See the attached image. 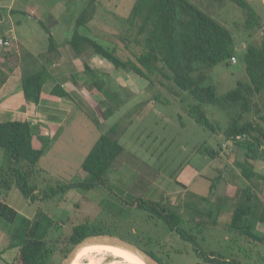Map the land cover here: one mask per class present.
<instances>
[{"label":"rangeland","instance_id":"374dc122","mask_svg":"<svg viewBox=\"0 0 264 264\" xmlns=\"http://www.w3.org/2000/svg\"><path fill=\"white\" fill-rule=\"evenodd\" d=\"M135 1L97 0L93 19L80 32L108 49L116 46L121 57L133 60V54L141 51L133 40L134 31L127 29V17ZM189 1L224 25L234 41V61L231 58L228 65H215L209 71L204 85H214L217 96L221 97L235 89L238 83L248 84L243 58L248 44L264 43V0H246L260 19V25L250 29L245 28V12L231 0ZM85 2L0 0V36L11 40L13 34L14 41L20 46L17 48L14 45L7 50L0 48V82L8 72L12 73L16 69L21 72V53L32 52L40 54L37 59L46 67L45 92L51 74L58 76L57 82L69 83L64 88L69 97L49 103L53 108L48 109L47 120L55 121L59 126L50 125L52 131L57 133L55 137L39 141L47 146L38 163L42 173L35 178L40 191L54 187L57 183L82 182L86 177L81 170L84 158L99 136L107 134L116 124L126 127L119 139L124 153L107 174V189L70 190L57 198L41 202H29L13 189L3 192L4 197L8 198L7 204L27 219L43 211L54 221L55 226L48 236V246L53 247L57 241L55 254L51 258L53 264L64 261L68 247L64 244L65 238L70 235L73 226L83 222L88 223L93 232L119 237L147 253L151 252L163 264H204L196 257L190 244L169 232L155 217L131 206L129 202L132 198H143L177 209L184 219L180 227L195 234L203 250L238 260L241 264H264L263 244L227 228L230 227L237 189L250 187L241 177L245 150L224 138V130L230 121L226 110L204 106L215 131L204 130L187 112V108L196 102L187 93L181 92L172 81L160 75L153 77V83L149 85L132 72L116 71L100 56L98 60L86 57V63L105 84L102 93L95 89L90 91L87 85L94 78L84 72L81 59L74 60L77 68L69 61V56L76 58L70 47H64L63 58L53 51L42 53V49L49 45L48 35L37 20L26 13L25 8L37 6L52 9L50 16L58 18L55 25L52 26L45 15L42 21L45 28H51L55 40L61 42L69 38L73 23L82 12ZM9 5L14 7L12 14L7 11ZM36 16L42 17V14L37 13ZM122 37L131 40L128 49L121 41ZM67 70L71 72L70 77L64 74ZM113 95L119 98H112ZM110 106L114 109L112 116L103 119L102 114ZM263 116L264 93L251 97L250 110L242 115L240 123H262ZM207 150L213 154H207ZM259 150L264 153V142L260 144ZM2 155L0 151V159L4 158ZM253 163L254 172L258 175L250 190L252 197H255L254 207L264 215V180H256L260 178L259 175H264V158ZM5 164L4 159L2 167ZM182 171L190 176L192 172L197 174L194 177L196 181L189 184L188 188L185 186V189L175 183L182 184L179 182ZM213 184L215 188L210 193ZM186 190L208 198V202L197 204V209H201L204 214L212 212V217L219 222L218 227H212L207 216L190 222L189 219L195 216L190 209L185 208V204L191 201L186 196L189 194ZM197 222L205 225L203 230H200ZM16 226L18 224L5 233L6 227L0 221V264H20L17 259L18 248H9V235H13L11 231ZM255 231H264V224H257ZM112 260L106 257L105 264Z\"/></svg>","mask_w":264,"mask_h":264},{"label":"trees","instance_id":"16d2710c","mask_svg":"<svg viewBox=\"0 0 264 264\" xmlns=\"http://www.w3.org/2000/svg\"><path fill=\"white\" fill-rule=\"evenodd\" d=\"M231 2L245 12L247 16L245 28L250 29L260 25V19L254 8L246 0H231ZM96 5L97 0H86L82 12L73 23L68 39V45L74 56L81 59L84 72L94 78L88 83L87 88L90 91L95 89L104 92L105 84L96 77L85 59L100 56L116 71L132 72L147 81L149 85L157 75L172 81L181 92L187 93L196 102L195 105L187 108V112L204 130L215 131L206 116L204 106L226 110L230 121L224 130V138L245 150L241 177L252 190V186L255 185L254 178L257 176L253 162L264 158V153L259 150L260 144L264 142V116L261 117L263 124L249 121L240 123V120L242 115L250 110L251 97L264 93V43L259 45L250 43L246 47L243 61L249 83H238L235 89L218 97L216 87L212 84L206 86L204 83L209 71L215 65L220 63L228 65L230 59L234 57L233 36L224 25L189 0H136L127 17L129 26L127 29L134 31L133 40L141 51L133 54V60L124 59L117 53L116 46L108 49L80 32V29L87 28L88 23L93 19L97 10ZM37 22L48 35L50 44L54 46V39L48 29L43 22L39 20ZM121 41L128 49L131 40L122 37ZM51 51L54 52L55 48ZM20 61L23 98L27 103L37 105L41 101L46 80V67L28 52L21 53ZM51 95L60 99L69 97L60 85L52 88ZM112 98L119 96L113 95ZM113 112V107H108L102 114L103 119L111 117ZM124 126L116 124L107 134L99 136L81 164V170L86 174L82 182L57 183L54 187L40 191L35 178L42 173L38 169V163L47 146L42 145L39 149L33 146V136L38 133V126L27 121L0 122V151L4 156L0 159V192L14 188L25 200L41 202L57 198L70 190L107 189V174L124 153V148L119 143L120 137L126 130ZM237 136L241 139L237 140ZM210 151L207 150V154H213ZM2 159H5V167H2ZM258 177L260 178L256 180L263 178ZM175 183L183 189L186 188L181 183L176 181ZM214 184L210 187V193L215 188ZM250 188L237 189L234 195L236 199L232 204L230 227L227 228L264 245V233L255 231L257 224H264V215L254 207L255 197H252ZM186 193L189 192L186 190ZM186 196H189L188 199L191 201L185 204V208L190 209L195 216L189 219L190 222L207 216L212 227L219 226L218 220L212 217V212L204 214L201 209H197L201 202H208L207 197L195 193ZM129 203L137 210L161 221L169 232L190 244L196 257L204 264H241L238 260H230L220 254L203 250L197 236L180 227L184 219L177 209L143 198H132ZM0 221L6 227L5 233L10 232V229H14L18 224L15 227L16 231H11L13 235H9V248H18L17 259L20 264H53L51 258L55 254L57 241L53 247L48 246V236L55 223L46 213L38 211L35 217L27 219L0 199ZM197 225L200 230L205 226L200 222H197ZM93 235L103 234L93 232L86 222L73 226L70 235L65 238L64 244L68 247L64 258L75 245ZM98 246L99 244H90L83 247L70 264L83 263ZM148 254L163 264L154 254L151 252ZM106 257L113 258L110 263L143 264L139 258L119 248L99 251L90 263L105 262Z\"/></svg>","mask_w":264,"mask_h":264},{"label":"crops","instance_id":"0c3cea01","mask_svg":"<svg viewBox=\"0 0 264 264\" xmlns=\"http://www.w3.org/2000/svg\"><path fill=\"white\" fill-rule=\"evenodd\" d=\"M25 9H26V13L31 15L37 21L39 20V21L43 22L42 21L43 15H45L51 21L52 26H54L56 23V20H58V18L54 19L53 16H50L51 13L53 12L52 9H50V10L41 9L37 6L31 7V8L26 7ZM7 11L9 14L14 13L13 5H9V7L7 8ZM37 13L42 14V17L36 16ZM8 31H9V33H12L11 29H8ZM48 31L50 32V34L53 37V34L51 32L50 27H48ZM11 35H12V37H11L12 46L14 47V45H16V46H18L17 48H19L20 47L19 44H17L16 41H14L15 40L14 35L13 34H11ZM53 39H54V46H52L49 42L48 47L42 49V53H44L45 51H51V50H53V48H55L54 52H56L57 55L59 54V56L62 57V51H63L64 47L69 48V45H68V39L69 38L67 39V41H61V42H57L54 37H53ZM50 47H52V48H50ZM69 52H70V50H69ZM29 53L31 55H33L34 57L38 56L40 58V54H38V53L37 54L32 53V52H29ZM16 54H17V52H16ZM90 58L96 60L99 57L92 56ZM76 59L78 60V58L74 59L71 56H69V61L70 62L72 61L74 63L75 68H77L76 61H74ZM79 61H80V59H79ZM70 73H71L70 70L64 71V74H67V77L71 76ZM55 77H56V79H55ZM58 79H59L58 76L51 74V77L48 80L49 81L48 88L45 92L44 87H43L42 94H41V101L37 105H34L32 103H27L24 100L22 90H21V72H19V70L17 71V69H16L12 73L8 72V74L4 77L3 83L1 84V82H0V122H4V121H21V122H24V121H27V122L31 123L32 125L38 126L37 127L38 133L33 136V146L36 149H39L42 146V144L39 142L40 139H45V138L51 139L52 137H55V135L57 134V133H55V131L54 132L52 131V129L50 128V125L56 127L57 125L59 126V123H57L55 121L47 120L48 112H49L48 109L53 108V107H51V105L49 103L56 102L58 100L60 101V98H57V97H54L51 95V90L55 85H60L64 89L69 84L66 82L65 83L57 82L56 80H58ZM59 83H61V84H59ZM196 176H197L196 173L192 172V175L190 176V175H186L185 172L182 171L181 174L179 175V182L181 181L182 184L188 188L189 184L191 185L196 181L194 179V177H196ZM259 176L263 177L261 179L264 180V175H259ZM262 180H260V181H262ZM13 189L14 188H11L9 191H11ZM0 199H3L2 201L6 202V199H8V198H5L4 194L2 192ZM16 212L19 213L18 211H16ZM263 232L264 231H262L260 233H263Z\"/></svg>","mask_w":264,"mask_h":264},{"label":"water","instance_id":"95a60500","mask_svg":"<svg viewBox=\"0 0 264 264\" xmlns=\"http://www.w3.org/2000/svg\"><path fill=\"white\" fill-rule=\"evenodd\" d=\"M2 22V16L0 15V24ZM89 244H99V245H114L126 249L136 255H138L145 264H160L156 261L151 255H149L146 251L141 249L140 247L124 240L119 237L111 236V235H93L88 236L80 243L75 245L72 250L68 253L67 257L61 264H70L76 255V253L85 245Z\"/></svg>","mask_w":264,"mask_h":264},{"label":"bare ground","instance_id":"6f19581e","mask_svg":"<svg viewBox=\"0 0 264 264\" xmlns=\"http://www.w3.org/2000/svg\"><path fill=\"white\" fill-rule=\"evenodd\" d=\"M90 245V244H89ZM85 246H87V245H85ZM85 246H83V247H85ZM82 247V248H83ZM81 248V249H82ZM109 248H119V249H122V250H124V251H127L126 249H123V248H121V247H118V246H114V245H99L98 247H96L92 252H91V254L89 255V257L83 262V263H80V264H105V262H96V263H90V261L92 260V258L99 252V251H102V250H104V249H109ZM80 249V250H81ZM79 250V251H80ZM78 251V252H79ZM78 252L76 253V255L78 254ZM127 252H129V253H131L132 255H134V256H136L137 258H139L141 261H142V263L143 264H145L144 263V261L138 256V255H136V254H134V253H132V252H130V251H127ZM75 255V256H76ZM74 256V257H75ZM107 264H121V263H110V262H108Z\"/></svg>","mask_w":264,"mask_h":264},{"label":"built area","instance_id":"2783aa9c","mask_svg":"<svg viewBox=\"0 0 264 264\" xmlns=\"http://www.w3.org/2000/svg\"><path fill=\"white\" fill-rule=\"evenodd\" d=\"M11 46H12L11 40H9L7 37L0 36V48L7 50L10 49ZM232 60L234 61V58H232ZM236 139L240 140L241 137L237 136Z\"/></svg>","mask_w":264,"mask_h":264}]
</instances>
